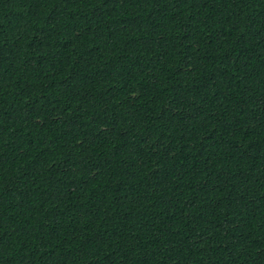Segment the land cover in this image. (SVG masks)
<instances>
[{"label": "trees", "instance_id": "trees-1", "mask_svg": "<svg viewBox=\"0 0 264 264\" xmlns=\"http://www.w3.org/2000/svg\"><path fill=\"white\" fill-rule=\"evenodd\" d=\"M0 264H264V0H0Z\"/></svg>", "mask_w": 264, "mask_h": 264}]
</instances>
